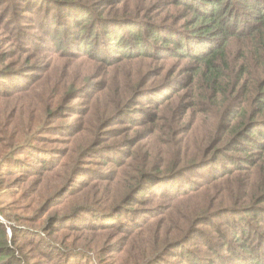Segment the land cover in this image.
<instances>
[{
  "label": "trees",
  "instance_id": "16d2710c",
  "mask_svg": "<svg viewBox=\"0 0 264 264\" xmlns=\"http://www.w3.org/2000/svg\"><path fill=\"white\" fill-rule=\"evenodd\" d=\"M152 2L160 10L176 7L177 19L193 13L184 41L176 27L151 22L148 16L159 10L153 13L146 3L16 0V36L28 24L39 30L44 18L45 38L54 47L36 48L38 66L29 62L24 43L10 41L0 49V172L16 161L8 175L16 184L29 183L17 192L24 213L10 227L0 220V264H102L108 252L109 264H157L174 251L188 264H208L203 249L194 247L195 237L218 255L214 246L224 248L232 234L246 248L243 260L233 264H264L257 231L264 226V0H167L166 7ZM42 37L33 34L32 43ZM145 45L152 49L143 50ZM15 48L13 69L7 55ZM152 58L165 63L125 75V61ZM177 70L185 81L169 79ZM170 90L173 96L149 107L147 97L139 99ZM131 106L144 108L142 115L129 120ZM124 120L132 127L114 134ZM54 132L61 137H50ZM120 136L129 143L123 157L107 154L86 165L88 156ZM22 154L28 164L18 159ZM92 162L106 167L91 173ZM195 168L201 182L186 178ZM228 212L257 220H248L242 231ZM223 216L230 229L217 242L200 225ZM88 217L97 224L63 231ZM101 217L112 223H99ZM25 222L40 223L39 231H25ZM24 232L35 236L31 249L46 248L52 260L28 261L18 245ZM105 232L114 234L108 243L102 242Z\"/></svg>",
  "mask_w": 264,
  "mask_h": 264
},
{
  "label": "rangeland",
  "instance_id": "374dc122",
  "mask_svg": "<svg viewBox=\"0 0 264 264\" xmlns=\"http://www.w3.org/2000/svg\"><path fill=\"white\" fill-rule=\"evenodd\" d=\"M90 2H92L93 0H89ZM153 0H132V2L135 4L136 2L145 4L148 6V8H150V10L155 13L156 10H159L158 12H156L155 14H150L148 16V18L151 20V22L155 23L156 25H159L160 27H164L165 25H172L173 27H176L177 29L180 30L179 32V39H181V37L183 36V34L185 33V31H187L190 26H186L190 21V17L192 14H189V16H185V17H181L179 19H177L176 16V12H177V8L173 7V6H167V8L160 10L159 8H156V6L153 4L152 2ZM160 1L161 3L164 4V6L166 7L167 5V0H157ZM238 7H240V11L241 10H245L244 8H242V6L238 5ZM181 9V8H178ZM203 9V8H201ZM204 10V9H203ZM1 11H3L1 13ZM163 11V12H162ZM173 15V18L171 19H167L168 16ZM45 16V15H44ZM23 24V23H21ZM18 24V25H21ZM48 22L42 18L40 19L39 23L37 24V27L39 28V30H37L35 28V26H30L28 24V26L24 27L21 34L19 36H16V0H0V49H7L10 47V45L8 44L10 41H12V45H16L17 46L20 43H24L26 46H21L23 49V52H25L26 55H28V60L30 63H34L33 65L38 66V63L36 62L38 59V57L40 56V54L38 53V50L36 49L37 47H39L40 45H45V44H51L53 47L54 45L52 44V40H49L46 37V31L48 30ZM17 25V26H18ZM26 25V24H25ZM148 26H144L143 29L147 28ZM62 33V32H61ZM162 33L167 35V32L164 30H162ZM173 33V36L175 37V32H171ZM33 34L34 35H38V36H43L41 38L40 41H37V44H33L32 43V39H33ZM59 38H60V33H59ZM180 41H184V40H180ZM196 42H192L190 43L191 45V49H193V46H196L195 44ZM147 48H151L147 45H145L143 47V50H146ZM152 49V48H151ZM18 50V48H17ZM19 51V50H18ZM153 51V50H152ZM21 52V51H20ZM51 55V53H48V56ZM12 56H14V60L12 61ZM7 57H11V60H7V61H11V67L13 69H16V48L14 49V51L10 54L7 55ZM178 60L172 59L169 61V69L172 67L173 63L177 62ZM127 63V64H126ZM165 63V61H163L162 59L159 58H152V59H145V60H140L139 62H128L125 61V75L127 76L128 74L133 72V76H134V72L137 69H142V68H146L145 72L150 69V68H156V67H161L163 64ZM97 65V64H96ZM121 75L118 71L117 74V78H120ZM125 79H127L125 77ZM169 79H178V80H186V76L183 74H180V72H178V70L176 72L173 73L172 76L169 77ZM158 81L157 78H153V81ZM4 81V80H3ZM156 83L151 82L150 86L155 85ZM9 85H12L9 84ZM54 85V84H53ZM16 89V86L13 88ZM164 95H168L169 96H173L174 92L172 90L168 91V92H153V91H149L146 94L139 96V99L141 98H146L148 104L146 105V107L152 106L153 103L155 101H162ZM144 98V99H145ZM164 105L166 104V102L163 103ZM162 104V105H163ZM132 109L128 114V118L129 120L135 119V117L141 116L142 113L141 111H143L142 107H138V106H131ZM66 121V120H64ZM127 123H121L118 124L117 126L115 125L113 130H114V134H117L119 132H124L122 129H130V127H132V125L124 120ZM130 135V130H127V137H129ZM50 137H61V134H57V133H52L50 134ZM125 136H120V137H116L113 138L112 140H110V146L108 147H104V150H100L98 151V153H93L90 156L87 157L86 160V165H89L88 161H97L100 160V158L102 156H105L107 154L110 155H114V157L116 158H121L124 155V152L127 151V148L129 147V143L125 142ZM129 139V138H128ZM45 147H49L51 144L49 143H44L42 144ZM109 149H113V150H109ZM242 154V153H239ZM94 156V157H93ZM18 159H21L25 164H28V156L26 155H20ZM223 159V160H222ZM220 160V162H228L230 160H228L227 158H222ZM220 162H218V164L216 165L217 167L221 164ZM18 165V163L16 161L14 162H9V163H4L1 167V169H3L0 173L1 175H3L1 177V181H3L5 187H1L0 185V220L6 224H8V227H10L9 225L14 222H16V215H21L24 213V210L22 208H19V206L23 205V201L21 200L20 195H17V192L20 191L21 188H25L27 185H29V183H24L21 184V182L19 184H16V177L14 179H11V175H8V173H12L14 171H9V169L11 168H16V166ZM90 167H93V169L90 171L91 173H96L97 170H101V169H105L106 166L98 164V162H95L92 164H90ZM199 168V167H198ZM198 168L192 169L189 172H187L186 178L187 179H195L196 181L201 182L202 178L200 177V175H198V172H196V170ZM17 174H20V172H18L19 170H16ZM206 175H211L210 171H207ZM30 177V176H29ZM79 178V176L77 177V179ZM18 179H21L18 178ZM224 186H222L221 191L223 192ZM221 193V192H219ZM165 200H159V203H164ZM66 211L65 207H62L61 211H57L58 214H63ZM226 215V214H225ZM227 217H229L230 219H236L239 223V226L241 227L242 231L244 229H248L246 226V224H248V220H253L254 222L257 220V216L253 215V214H247L245 215H240V214H235V213H227ZM23 221H27L24 220ZM95 220H93L92 217H88L83 219L81 222L79 223H71L67 228H63V231H65V233H68L67 235L71 234L72 231L70 230V228H72V225H79L80 223L87 225V226H94L97 223L94 222ZM29 222V221H28ZM25 222L26 225L30 226L28 228L24 227L23 229H25V231H39L38 227L40 226V223H34L31 224L32 222L28 223ZM67 222H62L60 223L58 226H62L64 224H66ZM99 223H112V220L110 219V217L108 218H103L101 217V219L99 220ZM7 227V231L8 233H12V231H9L10 228ZM200 227L206 229L207 231H209L212 236L216 239L217 242H222L223 238H222V232L223 231H227L228 229H230V226L228 224V222H226L224 220V216L221 218H216L214 219L213 222L211 223H205V224H201ZM250 229V228H249ZM221 231V232H219ZM258 233L262 234L261 237L264 240V226L261 228L257 229ZM101 230L98 229V233H100ZM233 232H235L233 230ZM85 233H93L91 230L85 232ZM111 232H105V236L104 239L102 240V242L104 243H108V241L111 240V238L113 237L114 234H110ZM236 236L235 235H229L225 240L226 246H224V248H221L219 246H214L215 249L220 250L218 255H216L214 253V249L212 248H207L206 247V242L204 241L203 237H198L196 236L194 239V247L196 249H203L204 254L206 255L205 257H208L205 262H209L208 264H233L235 261H242L243 260V253L241 252V249H246L244 247L239 246L238 241H236ZM45 238V236H43ZM35 236L28 234V232H24V234L22 235L21 239L18 241V245L23 248V252L22 254H25L28 256V261H34V260H43V261H49L52 260L51 258L52 253L50 254H46L44 251L46 248L38 247L37 245L34 246V248L31 249V243L29 242V240H34ZM233 238V239H232ZM232 239V240H231ZM51 240H53L51 238ZM55 241V240H54ZM101 242L97 243V248L100 245ZM102 245V244H101ZM69 245H65V247H68ZM115 249V248H113ZM65 248H63V250H60V253H64L65 252ZM112 250V249H110ZM39 251H41L43 253V255L39 254ZM49 251V250H48ZM109 253V252H108ZM108 253H103L102 255V264H109L110 260H109V254ZM179 252H175L174 253H169L168 252V259L162 262H158L157 264H172L170 262V259H176V260H180V257L177 256ZM93 254V253H92ZM92 257V256H91ZM181 263L183 264H188L189 262L186 261L184 258L180 260ZM87 262V261H84ZM98 262L96 261H92L90 262V264H96ZM180 264V263H178Z\"/></svg>",
  "mask_w": 264,
  "mask_h": 264
},
{
  "label": "built area",
  "instance_id": "2783aa9c",
  "mask_svg": "<svg viewBox=\"0 0 264 264\" xmlns=\"http://www.w3.org/2000/svg\"><path fill=\"white\" fill-rule=\"evenodd\" d=\"M9 231H11V230L9 229Z\"/></svg>",
  "mask_w": 264,
  "mask_h": 264
}]
</instances>
